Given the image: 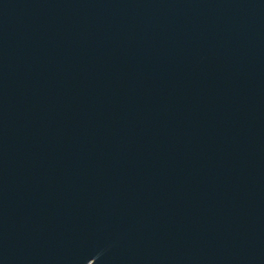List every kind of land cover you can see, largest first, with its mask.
I'll list each match as a JSON object with an SVG mask.
<instances>
[{"label": "water", "instance_id": "1", "mask_svg": "<svg viewBox=\"0 0 264 264\" xmlns=\"http://www.w3.org/2000/svg\"><path fill=\"white\" fill-rule=\"evenodd\" d=\"M0 264H264V0H0Z\"/></svg>", "mask_w": 264, "mask_h": 264}]
</instances>
